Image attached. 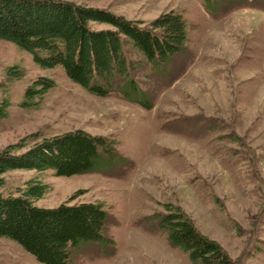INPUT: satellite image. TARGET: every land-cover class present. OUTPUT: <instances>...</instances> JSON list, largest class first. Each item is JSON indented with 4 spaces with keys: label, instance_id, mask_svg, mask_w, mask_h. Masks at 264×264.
Returning <instances> with one entry per match:
<instances>
[{
    "label": "rangeland",
    "instance_id": "1",
    "mask_svg": "<svg viewBox=\"0 0 264 264\" xmlns=\"http://www.w3.org/2000/svg\"><path fill=\"white\" fill-rule=\"evenodd\" d=\"M64 1L109 10L141 27L162 12H180L184 51L164 69L147 64L133 71L150 100L144 108L116 87L105 97L90 94L61 67L37 66L28 52L0 40V102H10L0 120V150L30 133L80 128L111 141L117 158L72 176L11 170L2 193H16L36 177L47 186L37 206L102 203L105 239L81 244L72 264H194L157 227L166 203L180 206L232 264H264V0ZM11 65L23 69L20 79L6 80ZM40 75L55 86L37 107H21L25 88ZM0 264L41 263L0 238Z\"/></svg>",
    "mask_w": 264,
    "mask_h": 264
},
{
    "label": "trees",
    "instance_id": "2",
    "mask_svg": "<svg viewBox=\"0 0 264 264\" xmlns=\"http://www.w3.org/2000/svg\"><path fill=\"white\" fill-rule=\"evenodd\" d=\"M210 8L216 10L215 5ZM91 23L107 28H94ZM139 24L109 10L64 0H0L1 41L28 52L37 66L61 67L69 80L90 94L105 97L116 87L126 100L146 108L150 100L142 94L133 71L147 64L164 69L184 51L187 32L180 12L165 11L148 26ZM4 75L7 81L17 80L23 69L11 65ZM54 86V80L40 75L25 88L20 106L37 107ZM9 105V99L1 100L0 120ZM114 159L111 141L80 128L50 136L30 133L7 144L0 150V238L15 242L41 264H72L71 255L81 244L105 239L108 214L102 203L64 201L40 207L34 202L45 192V183L28 178L16 193L4 195V175L25 169L72 176L105 168ZM163 208L165 212L156 216L157 227L192 263L232 264L221 246L201 234L180 206L166 203Z\"/></svg>",
    "mask_w": 264,
    "mask_h": 264
}]
</instances>
